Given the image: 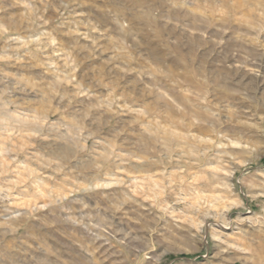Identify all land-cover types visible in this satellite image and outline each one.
<instances>
[{
	"label": "rangeland",
	"instance_id": "rangeland-1",
	"mask_svg": "<svg viewBox=\"0 0 264 264\" xmlns=\"http://www.w3.org/2000/svg\"><path fill=\"white\" fill-rule=\"evenodd\" d=\"M0 264H264V0H0Z\"/></svg>",
	"mask_w": 264,
	"mask_h": 264
}]
</instances>
